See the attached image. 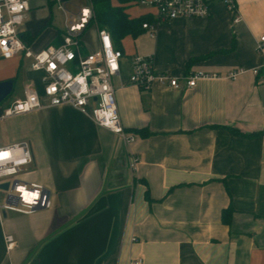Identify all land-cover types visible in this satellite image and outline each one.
Masks as SVG:
<instances>
[{
    "label": "crops",
    "instance_id": "1",
    "mask_svg": "<svg viewBox=\"0 0 264 264\" xmlns=\"http://www.w3.org/2000/svg\"><path fill=\"white\" fill-rule=\"evenodd\" d=\"M135 1L127 14L155 21ZM40 5L33 1L29 15ZM238 7V23L217 3L209 18L160 23L154 36L122 41L114 86L132 144L67 105L13 117L27 124L4 146L30 145L33 163L21 179L44 188L51 208L0 213V264H264V0ZM29 15L23 35L34 52L61 44L63 29L51 19L31 25ZM88 39L89 31L85 42L96 49L97 32ZM135 55L153 57L172 77H218L191 90H143L130 82ZM191 59L200 60L188 69ZM237 69L246 72L225 78ZM29 73L40 92L41 75ZM8 79L15 85V77L0 81Z\"/></svg>",
    "mask_w": 264,
    "mask_h": 264
},
{
    "label": "built area",
    "instance_id": "2",
    "mask_svg": "<svg viewBox=\"0 0 264 264\" xmlns=\"http://www.w3.org/2000/svg\"><path fill=\"white\" fill-rule=\"evenodd\" d=\"M35 0H0V58H21L29 61V70L41 75V91L32 82L25 85L22 98L12 101L6 108L0 107V120L27 115L32 112L61 106H70L89 116L98 126L118 135L123 141L132 144L137 137L128 132L122 122L117 101L114 79L120 76L121 63L126 58L118 49L115 41L106 29L100 28L94 7L89 0L87 7L68 13L59 7L65 18L61 35V44L47 46L34 52L22 38L24 24ZM62 3L61 0H57ZM239 0H136L135 4L155 11V21L146 22L142 28L154 36L160 23L177 19H206L211 17L213 7L222 3L234 15L235 23L241 17ZM97 32V47L90 50L85 35L90 28ZM257 51L264 53V37L257 43ZM132 85L151 90L154 86L173 89L196 88L200 80L214 79L217 75L204 72H189L181 78L158 73L154 58L135 55L130 58ZM246 72L237 69L229 73L226 79H235ZM255 76L260 69L252 70ZM264 82V77L260 79ZM33 163L30 145L27 142L14 143L0 147V189L3 203L0 213L31 215L37 211L51 208L48 192L33 184L22 181L21 176ZM137 160L132 159L131 168L135 169ZM7 250L14 247L11 236H5ZM130 264H143L134 260Z\"/></svg>",
    "mask_w": 264,
    "mask_h": 264
},
{
    "label": "rangeland",
    "instance_id": "3",
    "mask_svg": "<svg viewBox=\"0 0 264 264\" xmlns=\"http://www.w3.org/2000/svg\"><path fill=\"white\" fill-rule=\"evenodd\" d=\"M53 2L52 6L47 5V0H39L41 4L29 15V22L31 25L38 26L41 22L45 20L47 23L51 19V26L57 29H63L65 18L63 11L59 8L60 6L68 13L77 12L82 7H87L89 5V0H71L66 3H58L57 0H50ZM88 39L89 45L92 44L93 35L96 33V28H90ZM29 61L23 60L22 63L19 62L17 58L15 59H3L0 58V79L15 77L14 90L10 96H8L1 104V108H6L12 101L22 98L23 89L26 84L32 79L30 78L32 74L28 70ZM27 124V120H16L12 118L6 120H0V147L6 145L15 133H18L24 129ZM3 203L2 195H0V205Z\"/></svg>",
    "mask_w": 264,
    "mask_h": 264
},
{
    "label": "trees",
    "instance_id": "4",
    "mask_svg": "<svg viewBox=\"0 0 264 264\" xmlns=\"http://www.w3.org/2000/svg\"><path fill=\"white\" fill-rule=\"evenodd\" d=\"M94 7L96 20L100 28L106 29L112 35L115 45L118 49L122 48V41L131 36L137 38L144 32L142 26L145 22H149L148 17L131 18L126 10L127 6L135 0H90ZM118 3V5L116 4ZM52 1L47 0V5L51 7ZM25 39V35H22ZM61 38V36H60ZM26 40V39H25ZM34 37L29 41L32 42ZM200 59H191L187 62L189 69L192 64ZM235 133H238L234 130ZM232 210L224 212V220L230 222Z\"/></svg>",
    "mask_w": 264,
    "mask_h": 264
},
{
    "label": "water",
    "instance_id": "5",
    "mask_svg": "<svg viewBox=\"0 0 264 264\" xmlns=\"http://www.w3.org/2000/svg\"><path fill=\"white\" fill-rule=\"evenodd\" d=\"M71 0H61L62 3L69 2ZM14 88V80L13 79H8L4 81H0V104L8 97L11 95L13 92ZM7 184L1 185L0 189H7Z\"/></svg>",
    "mask_w": 264,
    "mask_h": 264
}]
</instances>
